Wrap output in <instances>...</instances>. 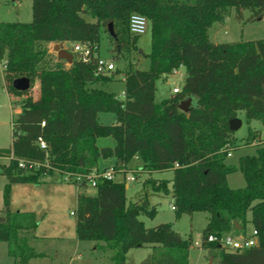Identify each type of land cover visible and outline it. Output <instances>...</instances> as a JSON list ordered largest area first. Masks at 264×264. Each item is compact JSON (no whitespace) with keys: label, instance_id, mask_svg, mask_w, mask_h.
<instances>
[{"label":"trees","instance_id":"1","mask_svg":"<svg viewBox=\"0 0 264 264\" xmlns=\"http://www.w3.org/2000/svg\"><path fill=\"white\" fill-rule=\"evenodd\" d=\"M232 9L237 20L256 22L264 17V0H33L32 21H0L4 87L12 98L26 97L12 121L11 146L0 148V159H9L0 162V174L7 178L0 241L8 244L9 256L21 264L46 256L30 245L38 227L36 214L11 209L13 184L82 175L81 181L73 182L86 188L85 176L99 160L114 158L119 169L137 157L143 172L173 170V179L147 178L144 196L130 203L125 181L101 178L96 195L80 191L75 211L79 240L113 250L115 264H127V252L142 246L152 248L151 264H190L191 237L183 238L172 223L146 227L140 219L157 214L151 194H171L176 218L209 214L202 246L220 264H264V141L255 155L239 159L244 187L229 186L227 176L237 168L226 163V146L237 145L230 121L238 112L264 125V39L214 43L210 28L225 21ZM244 11L250 12L246 18ZM133 14L148 18L150 65L145 70L132 63L126 66L123 98L98 87L114 80L118 69L97 74L94 55L84 61L73 53L69 66L62 64L65 60L47 65V44L99 46L102 33L109 34L110 22L116 33V38L109 34L113 59L120 61L125 51L137 49L139 35L129 28ZM181 66L187 72L181 90L156 102V81ZM21 77L30 79V89L38 85L36 98L28 95L30 89L14 87ZM188 96L195 98L196 106L184 112L178 105ZM102 112L113 113L115 123L99 122ZM259 133L250 128L246 142L253 143ZM39 138L47 149L40 147ZM101 138L114 143L101 145ZM249 223L258 233L254 246L234 252L208 240L211 234L232 232L246 237Z\"/></svg>","mask_w":264,"mask_h":264},{"label":"rangeland","instance_id":"2","mask_svg":"<svg viewBox=\"0 0 264 264\" xmlns=\"http://www.w3.org/2000/svg\"><path fill=\"white\" fill-rule=\"evenodd\" d=\"M250 15L249 11H244V18ZM229 22L226 28L219 32H214V28H210L209 35L211 40L219 43L235 42L240 40H257L264 39V17L256 22H247L237 20L234 16V10L227 16ZM226 18V19H227ZM33 19V0H0V21L13 22H30ZM224 22V21H223ZM216 25H219L217 22ZM47 44L50 63L53 65L55 61L60 60L57 52L54 50V44ZM137 49L125 51L120 61L113 59L114 44L107 32H103L99 42L100 56L112 59L116 64V76L114 80L104 85H98L108 92L115 93L119 98H123L125 82L124 70L129 63L134 67L145 70L149 68L150 61L147 54L151 52L152 41L151 31L138 36ZM66 48L73 51V43H67ZM64 66L70 64L65 60L62 61ZM187 74L185 66L177 69L173 75L163 76L156 81L155 101L162 102L173 94V88L183 87L185 75ZM38 85L29 90L28 95L36 98L38 96ZM24 96L16 98L10 97L4 87L3 73L0 70V148H9L12 144V121L17 116L15 109L21 107ZM196 104L194 105V107ZM239 126L234 132L237 138V145L231 150V155L226 159V163L235 166L237 169L228 174V184L232 188L244 187L246 184L243 172L239 168V159L244 155H255L257 147L264 141V125L258 120L247 121L244 111L238 112ZM99 122L103 124L115 123V116L111 112H102L98 117ZM259 130V138L253 143H247L246 138L249 129ZM111 138L100 141L102 145L111 144ZM8 158L0 159V162H7ZM103 160V159H102ZM100 163V161H99ZM101 164V163H100ZM101 166V165H100ZM142 162L137 157L129 163L126 168H117L116 165L106 168H95L106 170L113 167L114 171H118L115 175V181H125L127 187V203L138 200L144 196V181L149 178L168 179L174 177L173 170L143 172L141 170ZM126 169L133 176L135 181L127 180L128 174L119 173L120 170ZM129 173V174H130ZM71 181L63 178V180L53 181V177H47L45 182L40 184L34 183H15L11 189V207L16 211H34L38 220V227L35 231V237L30 238V245L36 251L46 254L45 257H37L31 259L29 264H115L111 259L113 250L102 251L95 246L96 241L79 240L76 235V217L71 213L76 211L77 194L83 191L87 195H96L97 188L87 186L80 188L73 179ZM7 182V178L0 174V204L3 201V187ZM171 186V185H170ZM152 206H156L157 214L150 218L141 215L140 219L146 227H154L161 223H172L173 228L178 231L183 238L191 237L192 245L189 250L190 264H208L212 255L208 249L202 246L203 231L209 220L207 212H195L192 215L183 214L180 218H176L175 210L171 207L173 204L172 196L154 193L150 195ZM251 209L248 211L250 216ZM253 226L247 224L246 231L250 234ZM21 234H26L22 232ZM233 236L241 237L243 233L232 232ZM247 236V235H246ZM152 248L150 246H142L130 249L126 254L127 264H151ZM0 264H21L8 254V244L0 241ZM213 264H220L218 258Z\"/></svg>","mask_w":264,"mask_h":264},{"label":"built area","instance_id":"3","mask_svg":"<svg viewBox=\"0 0 264 264\" xmlns=\"http://www.w3.org/2000/svg\"><path fill=\"white\" fill-rule=\"evenodd\" d=\"M129 28L132 34L134 35H142L146 33L149 29V21L148 18L144 15L141 14H133L130 17V22H129ZM72 53L79 54L80 58L84 61H87L91 58V56H95L97 59V69L96 73L97 74H111L112 72L116 71V64L115 61L112 59H107L99 54V46L98 45H92L89 42L83 43V42H74L73 43V51ZM181 90L178 86H175L173 88V92L177 93ZM44 124V122L42 123ZM39 145L42 149H47V144L46 142L42 139L39 138ZM233 147L228 144L226 146V150L228 151V155H231V150ZM23 166V163H20ZM32 166V165H31ZM125 175L128 174L126 177L128 182L129 181H135L136 177L133 176L129 171L126 172V169L120 170L119 173H124ZM118 173V171H114L113 167H110L109 169L106 170H97L93 169L88 175L85 176L87 179V185L96 187L98 180L101 178H106L110 180H115V175ZM130 173V174H129ZM67 180H70L69 176L65 177ZM73 180L76 181H81L83 179L82 175H76L72 177ZM174 209V205L172 206ZM72 215H75V212L71 213ZM257 230L253 229L251 233L244 237H235L231 234L218 237L214 234L209 235L208 240L209 241H215L220 243L224 248H226L229 251H239L244 248L254 246L257 244Z\"/></svg>","mask_w":264,"mask_h":264},{"label":"water","instance_id":"4","mask_svg":"<svg viewBox=\"0 0 264 264\" xmlns=\"http://www.w3.org/2000/svg\"><path fill=\"white\" fill-rule=\"evenodd\" d=\"M109 34L114 38H116L113 22L109 23ZM54 50L57 52L58 59L66 60L69 64L73 62L74 54L71 51H69L62 42L56 43L54 45ZM13 85L17 90L26 91L30 89L31 81L27 77H21L16 79ZM194 102H195V98L193 96H188L179 103L178 107L180 110L184 112H189L190 109L194 107ZM239 124L240 122L238 121V118L232 119L230 121V129L232 131H235L236 128L239 126ZM234 223L237 225L238 228L240 227L236 221ZM213 261H214V257L211 256L208 264H213Z\"/></svg>","mask_w":264,"mask_h":264},{"label":"crops","instance_id":"5","mask_svg":"<svg viewBox=\"0 0 264 264\" xmlns=\"http://www.w3.org/2000/svg\"><path fill=\"white\" fill-rule=\"evenodd\" d=\"M229 22V18H227V19H225V21L224 22H217L219 25H216L215 23L212 25V27L211 28H214V32L216 31V33L217 32H219L221 29H224V28H226V24ZM211 39V38H210ZM63 44H64V46L65 47H67L66 46V44L68 43V42H62ZM214 43H219V42H217V41H214ZM55 45V44H54ZM177 71V70H176ZM176 71L173 73V74H175L176 73ZM1 72L3 73V69H1ZM173 74H171V75H173ZM170 76V75H169ZM185 77H186V75H185ZM4 78V77H3ZM8 93V92H7ZM173 94H174V92H173ZM22 111V108L21 107H17L16 109H15V112L18 114V113H20ZM106 139H108V138H101V139H99L98 140V143L102 140V141H105ZM111 141H113V140H111ZM113 143L114 142H112L111 144H108V145H113ZM100 144V143H99ZM102 145V144H101ZM100 161V163H98V167L97 168H106V167H109V166H114L115 165V159L114 158H108V159H101V160H99ZM101 165V166H100ZM170 185H171V183H170ZM129 185H128V183H126V188L128 187ZM80 192V191H79ZM171 195V194H170ZM76 204H77V202H76ZM173 206V204L171 205V207ZM2 207V204H0V208ZM77 207V206H76ZM11 209H12V207H11ZM13 210V209H12ZM13 211H16V210H13ZM23 211H28V210H23ZM32 212H34V211H32ZM75 212V211H74ZM75 216V215H74ZM232 234V233H231ZM95 246L97 247V242H96V244H95ZM102 251H104V250H111V249H101ZM39 252V251H38ZM113 255V254H112ZM111 255V256H112ZM110 256V257H111ZM216 258H214V260H215ZM219 260V259H218Z\"/></svg>","mask_w":264,"mask_h":264}]
</instances>
